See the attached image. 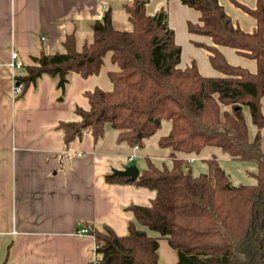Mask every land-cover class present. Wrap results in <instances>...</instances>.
<instances>
[{
  "label": "trees",
  "instance_id": "trees-1",
  "mask_svg": "<svg viewBox=\"0 0 264 264\" xmlns=\"http://www.w3.org/2000/svg\"><path fill=\"white\" fill-rule=\"evenodd\" d=\"M181 1L199 11V21L189 22L188 30L212 39L211 45L195 44L209 51L218 75H203L196 61L180 65L182 49L168 11L163 7L148 15L147 0L125 4L131 29L116 27L107 9L91 24L90 39L72 31L65 52L42 51L16 75L24 83L20 97L44 74L55 78L65 93L72 73L84 78L98 74L111 53L118 66L109 72L113 88L86 91L89 108L77 105V118L58 125L66 148L88 129L97 143L109 128L117 142L143 148L164 120L171 124L158 140L169 150L171 168H160L148 157L135 180L113 172L105 175L109 183L133 184L156 195L148 205L127 206L134 218L124 235L107 224L90 226L97 264H161L160 239L173 248L177 264H264V0H256L254 8L238 3L256 20L252 32L235 25L219 0ZM221 46L255 60L256 71L229 63ZM245 107L256 127L254 139ZM209 147L232 159L256 162V184L234 185L216 154L206 158L207 172L194 175L189 159Z\"/></svg>",
  "mask_w": 264,
  "mask_h": 264
},
{
  "label": "crops",
  "instance_id": "crops-1",
  "mask_svg": "<svg viewBox=\"0 0 264 264\" xmlns=\"http://www.w3.org/2000/svg\"><path fill=\"white\" fill-rule=\"evenodd\" d=\"M219 1L235 25L247 32L255 30L254 17V26H242L241 20L249 14L238 3L254 8L256 0ZM131 2L0 0V264H96L94 238L80 230L107 224L124 235L134 218L127 206L148 205L156 195L154 190L105 180L113 169L131 165L128 162L146 147L117 142L115 131L109 128L97 143L88 129L66 148L58 127L61 121L77 118V105L89 108L86 91L113 88L109 72L118 66L110 52L98 74L84 78L72 73L65 93L47 74L21 97L14 92L13 76L23 74L24 67L34 64L42 51L65 52L64 42L72 31L80 39H90L91 24L101 20L107 9L118 27V13L124 10L128 18L125 4ZM163 7L182 49L180 65L196 61L203 75H218L209 51L195 44L211 45L212 39L188 30L189 22L199 21V11L181 0H147L146 12L154 15ZM13 51L19 53L23 68L9 66ZM220 51L229 63L256 71L255 60L228 46H221ZM130 156L135 158L129 160ZM159 261L177 264V254L166 239L159 241Z\"/></svg>",
  "mask_w": 264,
  "mask_h": 264
},
{
  "label": "rangeland",
  "instance_id": "rangeland-1",
  "mask_svg": "<svg viewBox=\"0 0 264 264\" xmlns=\"http://www.w3.org/2000/svg\"><path fill=\"white\" fill-rule=\"evenodd\" d=\"M126 13L122 10L121 14L118 13V18L116 20V25L121 29H131L130 21H128L127 16L125 17ZM235 16V15H234ZM254 18L250 15H245L244 18L241 20L242 26L244 28H250L254 26ZM263 112H264V99H263ZM244 114L247 120V124L249 127V133L251 139H254L256 134V127L252 124L249 110L247 107L244 108ZM170 122L164 120L162 122L161 127L157 130V132L151 135L145 141L146 150L141 149L140 155H137L134 161H129V164H135L140 169H143L147 166L149 157L150 160L163 168L164 166L171 168L172 167V160L168 157L169 150L166 148H162L158 145V140L162 135L168 133L170 129ZM143 147V148H145ZM262 148L264 149V129L262 131ZM212 154H216L219 158L220 165L225 169L228 175L231 177V181L234 185H252L256 184L257 178L256 173L258 171V166L254 161H243V160H236L232 159L228 155L224 154L218 148L209 147L204 150V152L200 155H195L190 159L192 172L194 175H198L203 172L208 171V165L206 162V158L210 157Z\"/></svg>",
  "mask_w": 264,
  "mask_h": 264
},
{
  "label": "built area",
  "instance_id": "built-area-1",
  "mask_svg": "<svg viewBox=\"0 0 264 264\" xmlns=\"http://www.w3.org/2000/svg\"><path fill=\"white\" fill-rule=\"evenodd\" d=\"M9 66L11 67L12 70H18L23 68V62L19 59V53L17 51H13L12 53V59L9 63ZM17 75V74H16ZM16 75L13 76V80H14V92L16 95H20L23 90H24V83H21L19 81L16 80ZM135 158V156H130L129 160H133ZM193 159H189V161H192ZM80 233L82 234H87L89 233V230L86 228H83L80 230ZM90 234V233H89ZM98 261V257L96 258V264Z\"/></svg>",
  "mask_w": 264,
  "mask_h": 264
},
{
  "label": "water",
  "instance_id": "water-1",
  "mask_svg": "<svg viewBox=\"0 0 264 264\" xmlns=\"http://www.w3.org/2000/svg\"><path fill=\"white\" fill-rule=\"evenodd\" d=\"M183 167L186 168L185 165ZM113 174L128 176L131 180H135L140 175V168L135 164H131L123 169H113Z\"/></svg>",
  "mask_w": 264,
  "mask_h": 264
}]
</instances>
